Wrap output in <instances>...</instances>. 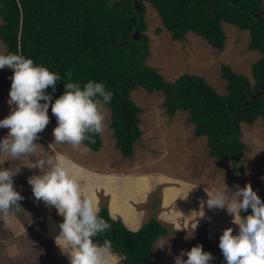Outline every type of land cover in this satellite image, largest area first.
I'll use <instances>...</instances> for the list:
<instances>
[{
    "label": "rangeland",
    "instance_id": "1",
    "mask_svg": "<svg viewBox=\"0 0 264 264\" xmlns=\"http://www.w3.org/2000/svg\"><path fill=\"white\" fill-rule=\"evenodd\" d=\"M143 3L145 33L150 38L146 64L165 80L174 81L184 73L200 75L220 95H225L226 80L221 77L220 67L227 64L253 83L251 65L261 54L248 48V31L223 23L226 40L221 51L193 32H188L183 41H177L163 27L156 9L149 2ZM7 53L0 39V54ZM11 75L12 69H0V119L10 111L7 100ZM131 99L143 110L140 114L143 135L135 144L131 158L123 157L114 145L108 107H105V130L100 134L102 146L98 151L88 148L87 152H81L70 144L55 143L52 130L57 121L49 107L50 120L38 134L34 153L19 159L0 155V167L18 170L13 177L14 187L24 197L19 201L22 209L10 214L6 225L0 222V264H69L55 243L59 233L55 208L45 206L42 201L35 203L28 183L29 176L40 172L38 168H29L32 162L49 157L66 158L82 193L97 206L106 205L110 216L121 218L129 229L154 218L170 230L154 243L151 264H174L181 249H190L198 243L213 254L212 264H225L218 246L220 234L229 226L235 233L238 226L232 223V215L226 209L209 210L202 202L206 201L207 192L214 194L224 183L233 190L237 185L250 183L258 194L261 192L263 121L259 118L251 125H241L240 139L246 145L244 172L234 173L229 160L220 163L208 156L206 137L193 134L194 126L187 121L188 112L178 110L172 118L167 116L162 107V92L149 93L138 87L131 92ZM7 131L0 128V137ZM195 222L197 227L192 234L191 226ZM160 242H165V246L157 247ZM122 258L111 252V264H121Z\"/></svg>",
    "mask_w": 264,
    "mask_h": 264
},
{
    "label": "trees",
    "instance_id": "2",
    "mask_svg": "<svg viewBox=\"0 0 264 264\" xmlns=\"http://www.w3.org/2000/svg\"><path fill=\"white\" fill-rule=\"evenodd\" d=\"M144 1L156 9L163 27L177 41L193 32L221 51L226 40L223 23L248 31V48L261 54L251 65L253 83L227 64L220 67L226 80L225 95L200 75L184 73L174 81L165 80L146 64L150 38L145 33ZM261 1L138 0L136 6L134 0H0V39L8 53L31 57L58 72L65 82H103L114 93L105 107L110 109L114 145L123 157L131 158L135 144L142 139L143 110L131 99V92L143 87L149 93L162 92V107L169 118L178 110L188 112L193 134L206 137L208 156L220 163L229 160L234 173H243L246 145L240 139L241 125H251L259 118L264 123ZM66 70H71V78L64 76ZM64 90L61 80L52 93L53 100ZM94 138L95 143L84 144L98 151L100 134ZM258 195L264 200V184ZM109 212L106 205L100 206L99 215L111 228L95 240L100 244L105 239L111 241V252L123 257L121 264H151L154 243L170 230L151 218L133 231ZM61 219L57 216L59 222Z\"/></svg>",
    "mask_w": 264,
    "mask_h": 264
},
{
    "label": "clouds",
    "instance_id": "3",
    "mask_svg": "<svg viewBox=\"0 0 264 264\" xmlns=\"http://www.w3.org/2000/svg\"><path fill=\"white\" fill-rule=\"evenodd\" d=\"M4 68L12 69V75L7 100L10 111L0 119V128L8 129L0 137V155L19 159L34 153L38 134L50 120L49 107L57 121L52 130L55 143H67L75 150L87 152L84 142L95 143L94 137L104 132L105 106L111 103L114 93L103 82H65L58 72L19 53L0 54V69ZM64 76L71 78V70H66ZM61 80L65 90L53 100L52 93ZM29 168L40 170L28 177L34 202L54 207L62 218L54 239L69 264H111V241L105 239L100 244L95 240L111 224L99 215L96 202L82 193L67 159L34 160ZM17 172L0 167V222L5 225L10 214L22 209L19 201L24 197L13 180ZM203 204L209 210L226 209L232 215V223L238 226L235 233L229 226L220 234L218 246L225 264H264V200L250 183L237 185L235 190L224 183L214 194L207 192ZM196 227L197 222L191 226L192 234ZM184 229L188 231L187 227ZM165 244L160 242L157 247ZM213 260V254L198 243L181 249L174 264H212Z\"/></svg>",
    "mask_w": 264,
    "mask_h": 264
},
{
    "label": "water",
    "instance_id": "4",
    "mask_svg": "<svg viewBox=\"0 0 264 264\" xmlns=\"http://www.w3.org/2000/svg\"><path fill=\"white\" fill-rule=\"evenodd\" d=\"M135 1V5L137 6L138 4V0H134ZM263 9H264V0L261 1V6H260V10H259V13H258V16H260L263 12ZM260 93V92H259ZM258 93V94H259ZM122 220V219H121ZM123 222V221H122ZM124 223V222H123Z\"/></svg>",
    "mask_w": 264,
    "mask_h": 264
},
{
    "label": "crops",
    "instance_id": "5",
    "mask_svg": "<svg viewBox=\"0 0 264 264\" xmlns=\"http://www.w3.org/2000/svg\"><path fill=\"white\" fill-rule=\"evenodd\" d=\"M257 60V59H256ZM255 62V61H254ZM98 207H100V205H98ZM113 218V217H112ZM116 218V217H115ZM121 219V218H120ZM125 224V223H124ZM142 224H143V222H142ZM139 226H141V225H139ZM139 226L137 227V228H132L133 229V231H135V230H137V229H139ZM131 230V229H130Z\"/></svg>",
    "mask_w": 264,
    "mask_h": 264
}]
</instances>
